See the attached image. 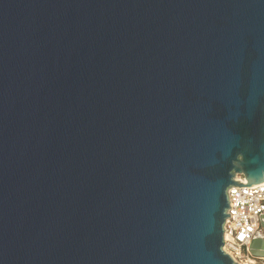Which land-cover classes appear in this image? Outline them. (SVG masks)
<instances>
[{"label": "water", "instance_id": "water-1", "mask_svg": "<svg viewBox=\"0 0 264 264\" xmlns=\"http://www.w3.org/2000/svg\"><path fill=\"white\" fill-rule=\"evenodd\" d=\"M239 175L264 183V0H0V264H237Z\"/></svg>", "mask_w": 264, "mask_h": 264}, {"label": "built area", "instance_id": "built-area-1", "mask_svg": "<svg viewBox=\"0 0 264 264\" xmlns=\"http://www.w3.org/2000/svg\"><path fill=\"white\" fill-rule=\"evenodd\" d=\"M236 180L248 186H232L228 190L229 217L223 227L222 249L237 264H246L254 258L252 243L264 237V183L249 185L243 175Z\"/></svg>", "mask_w": 264, "mask_h": 264}, {"label": "rangeland", "instance_id": "rangeland-1", "mask_svg": "<svg viewBox=\"0 0 264 264\" xmlns=\"http://www.w3.org/2000/svg\"><path fill=\"white\" fill-rule=\"evenodd\" d=\"M255 261L254 264H264V259L252 258Z\"/></svg>", "mask_w": 264, "mask_h": 264}, {"label": "bare ground", "instance_id": "bare-ground-1", "mask_svg": "<svg viewBox=\"0 0 264 264\" xmlns=\"http://www.w3.org/2000/svg\"><path fill=\"white\" fill-rule=\"evenodd\" d=\"M254 263H255L254 260H250V261H248L246 264H254Z\"/></svg>", "mask_w": 264, "mask_h": 264}]
</instances>
